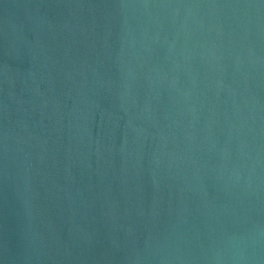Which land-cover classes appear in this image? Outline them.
Returning a JSON list of instances; mask_svg holds the SVG:
<instances>
[{
  "label": "water",
  "instance_id": "1",
  "mask_svg": "<svg viewBox=\"0 0 264 264\" xmlns=\"http://www.w3.org/2000/svg\"><path fill=\"white\" fill-rule=\"evenodd\" d=\"M0 264H264V0H0Z\"/></svg>",
  "mask_w": 264,
  "mask_h": 264
}]
</instances>
